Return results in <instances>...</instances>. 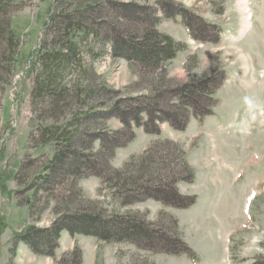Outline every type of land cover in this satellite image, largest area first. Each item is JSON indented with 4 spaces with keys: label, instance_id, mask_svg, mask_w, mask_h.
Returning a JSON list of instances; mask_svg holds the SVG:
<instances>
[{
    "label": "rangeland",
    "instance_id": "1",
    "mask_svg": "<svg viewBox=\"0 0 264 264\" xmlns=\"http://www.w3.org/2000/svg\"><path fill=\"white\" fill-rule=\"evenodd\" d=\"M244 1L247 11L239 0H137L143 6L171 2L182 7L199 31L195 36L200 39H194L181 17L168 19L158 12V31L184 45L166 65L169 80L186 83L208 74L224 78L214 96L217 104L212 116L202 122L192 118L185 132L163 124L160 136L135 128V139L116 152L112 166L122 170L131 157H142L153 143L173 141L195 173L193 183L178 185L179 192L196 197V204L182 210L155 201L122 207L115 190L95 177L81 180L76 188L82 192L81 199L108 215L138 214L167 228L176 219L193 257L152 255L127 243L77 235L71 237L73 250L61 255L57 252L60 240L54 259L36 256L23 243L14 244L16 236L28 228H49L57 218L54 205L40 221L31 217L23 205L30 195L16 179L28 159L37 160L38 167L47 162L46 155L52 157L50 146L41 149L32 139L43 123L33 99L38 72L31 66L53 0L17 3L11 28L20 41L19 59L0 66V264H61L64 257L68 264L76 248L81 251L82 264H264V0ZM96 71L123 96L134 97L137 90L142 91L137 96L146 95L143 74L125 60L106 56L96 64ZM108 127L113 131L122 128L116 120Z\"/></svg>",
    "mask_w": 264,
    "mask_h": 264
},
{
    "label": "trees",
    "instance_id": "2",
    "mask_svg": "<svg viewBox=\"0 0 264 264\" xmlns=\"http://www.w3.org/2000/svg\"><path fill=\"white\" fill-rule=\"evenodd\" d=\"M19 1L0 0V66L19 59L20 41L11 28V14ZM164 4L152 7L137 0H53L44 38L31 66L38 72L33 99L43 123L32 139L41 149L50 146L52 157L46 155L47 162L38 167L37 160L28 159L16 179L30 195L23 205L31 217L40 221L54 205L57 218L49 228L30 227L17 235L15 246L23 243L36 256L54 259L61 234L68 232L71 237L127 243L152 255L193 257L176 219L172 228H167L138 214L108 215L81 199L82 192L76 189L81 180L95 177L115 190L122 207L155 201L182 210L196 204V197L179 192L178 185L193 183L195 173L173 141L153 143L142 157H131L122 170L112 166L116 152L135 139V128L160 136L161 126L168 124L185 132L192 118L202 122L213 115L217 104L214 96L224 75L208 74L186 83L167 78V63L184 45L158 31V12L168 19L181 17L192 38H200L182 7ZM106 56L135 65L143 74L141 85L146 95L137 96L142 92L137 90L136 96L128 98L110 88L96 71V64ZM112 120L122 128L111 130L108 124ZM25 177H29L28 183ZM71 256L68 264H82L80 250L74 249ZM66 261L64 257L61 264Z\"/></svg>",
    "mask_w": 264,
    "mask_h": 264
},
{
    "label": "crops",
    "instance_id": "3",
    "mask_svg": "<svg viewBox=\"0 0 264 264\" xmlns=\"http://www.w3.org/2000/svg\"><path fill=\"white\" fill-rule=\"evenodd\" d=\"M65 243H66V248H65V250H63L64 249L63 246H64ZM74 244H75V240H73L71 238L69 233L64 232V233H62V236H61V246H60V248L58 249L57 252L60 251L59 255H61L62 253L64 254L65 252H68L70 250L72 251L73 248L75 247Z\"/></svg>",
    "mask_w": 264,
    "mask_h": 264
},
{
    "label": "bare ground",
    "instance_id": "4",
    "mask_svg": "<svg viewBox=\"0 0 264 264\" xmlns=\"http://www.w3.org/2000/svg\"><path fill=\"white\" fill-rule=\"evenodd\" d=\"M238 4L240 7H242L244 5L245 10L246 11L248 10L247 2H245L244 0H239ZM249 19H250V14H249V16L246 17V20L244 21V23L245 24L248 23Z\"/></svg>",
    "mask_w": 264,
    "mask_h": 264
}]
</instances>
